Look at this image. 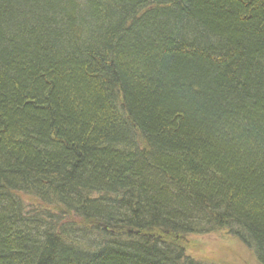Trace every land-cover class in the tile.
<instances>
[{
  "label": "trees",
  "instance_id": "1",
  "mask_svg": "<svg viewBox=\"0 0 264 264\" xmlns=\"http://www.w3.org/2000/svg\"><path fill=\"white\" fill-rule=\"evenodd\" d=\"M264 264V0H0V264Z\"/></svg>",
  "mask_w": 264,
  "mask_h": 264
},
{
  "label": "rangeland",
  "instance_id": "2",
  "mask_svg": "<svg viewBox=\"0 0 264 264\" xmlns=\"http://www.w3.org/2000/svg\"><path fill=\"white\" fill-rule=\"evenodd\" d=\"M185 252L201 264H257L252 252L226 232L187 236Z\"/></svg>",
  "mask_w": 264,
  "mask_h": 264
}]
</instances>
